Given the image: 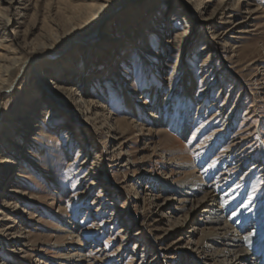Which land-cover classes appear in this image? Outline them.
Returning <instances> with one entry per match:
<instances>
[{"label": "rangeland", "instance_id": "374dc122", "mask_svg": "<svg viewBox=\"0 0 264 264\" xmlns=\"http://www.w3.org/2000/svg\"><path fill=\"white\" fill-rule=\"evenodd\" d=\"M208 1L0 0V264H210L207 194L264 227V0Z\"/></svg>", "mask_w": 264, "mask_h": 264}, {"label": "bare ground", "instance_id": "6f19581e", "mask_svg": "<svg viewBox=\"0 0 264 264\" xmlns=\"http://www.w3.org/2000/svg\"><path fill=\"white\" fill-rule=\"evenodd\" d=\"M188 1L190 4H193L194 7H197L196 10H199L200 13L201 12L204 13L208 8V4H207L209 2L208 0H188ZM221 1H222L220 4L221 6L217 10L216 15L220 16L222 18L226 17L227 15H229V17H232L233 16L232 10H230L228 8L227 4L226 3L224 4V2H223L226 0H221ZM121 4H122V2L118 3L117 5L120 6ZM258 11H259V9H256L254 12L258 13ZM103 19L100 21V23H103ZM211 20L212 19H210V18L204 19V21H206V22L211 21ZM144 22L146 25H144ZM147 23L148 22H146V20L144 18L143 21L141 22V27L143 26V28L146 29V27H148ZM143 28H142V30H143ZM145 35H146V33H145ZM175 35H176L175 41L172 42V44H179L186 37V32L184 30L177 31V32H175ZM213 39L215 40L216 38L214 37ZM206 46H204V47L206 48ZM111 59L112 58H110V60H108L109 61L108 65H110V61H112ZM176 59H175V61H176ZM43 80H44L46 87H48V85L51 86L49 88L57 91V95L59 96V98L62 97V95L58 92V87L55 86L56 85L55 82H52V81L46 80V79H42V81ZM54 86H55V88H52ZM10 88L11 87L4 89L3 87H0V95L2 93L7 92L8 90H10ZM77 92H78V90L73 85H71V86H68L67 89H65L64 93H65V96H67V97H69V99H71V98H74V96L77 94ZM74 102H75L74 106H76V107H81V106L83 108L85 107L88 111V114H90L91 108L93 107V103H95L93 99H89V100H87V102L80 101L78 99H74ZM127 102H128L127 103L128 107L131 108L132 102L130 101V99ZM185 183L188 187L191 184L188 181H186ZM195 186L198 187L197 185H195ZM190 190H191L190 191V194H191V192L194 191L193 187H191ZM172 200H177V199L175 197H172ZM204 200H205V202H204V207H203L204 211L203 212L207 213L209 215V216L205 217L204 225H217L218 226L216 228V230H214L215 233H210L207 231V233L204 234V231H203L202 239L197 243V246H199V250L203 249V252H205V250L211 245L212 246L216 245L218 247V250L215 251V253L212 255L211 260L214 262H211L210 264H216L217 263L216 260L219 258H223L225 262H221V263H217V264H239V262H244V261L249 262L248 264H257V260L255 259V257H256L255 255H258L260 253L259 247L262 246L263 242H264V239H263L264 238V227L262 229L257 230L254 233L247 234L246 236H242V235L240 236V235H238V233L234 234L231 232L232 228L229 225L228 226L222 225V222L224 221V219L220 215L221 214L220 210H216V206L214 204L216 202V197L214 195L207 194V195H205ZM178 201H179V199H178ZM218 212H219V216L217 215ZM166 218H167V213L164 211H160L157 218H155V221H156V223L163 222ZM176 218H177L176 222L172 226L170 232L180 230V229H177V223L179 221V218L178 217H176ZM4 221H8V219H5ZM243 225H244V223H243ZM7 229H9V228H7ZM158 240H161L160 236H158ZM179 241L180 240H178L176 243H179ZM64 246H66V245L64 244ZM219 248H221V249H219ZM203 252H201V254ZM75 257H77L76 254H72V255L70 254V256L66 255L64 257V259H65V261L66 260H73V258H75ZM204 258H205V262H209L208 257H204ZM230 259H231V262H230Z\"/></svg>", "mask_w": 264, "mask_h": 264}]
</instances>
